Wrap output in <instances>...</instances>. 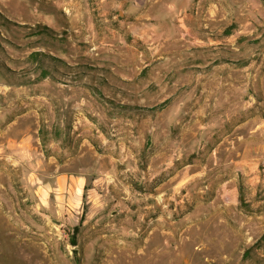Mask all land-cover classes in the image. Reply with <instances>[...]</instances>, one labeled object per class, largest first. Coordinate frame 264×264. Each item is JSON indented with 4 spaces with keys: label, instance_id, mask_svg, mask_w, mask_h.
Masks as SVG:
<instances>
[{
    "label": "rangeland",
    "instance_id": "374dc122",
    "mask_svg": "<svg viewBox=\"0 0 264 264\" xmlns=\"http://www.w3.org/2000/svg\"><path fill=\"white\" fill-rule=\"evenodd\" d=\"M66 1L0 0V264H264L233 162L264 153V0H123L89 29L96 0ZM57 172L84 181L64 214Z\"/></svg>",
    "mask_w": 264,
    "mask_h": 264
},
{
    "label": "crops",
    "instance_id": "0c3cea01",
    "mask_svg": "<svg viewBox=\"0 0 264 264\" xmlns=\"http://www.w3.org/2000/svg\"><path fill=\"white\" fill-rule=\"evenodd\" d=\"M68 3L64 4L65 9L72 10V13L70 11L69 15L67 16L68 21L71 20V18H74L73 15V5L76 6L75 3L71 4V0L66 1ZM84 7L82 8L81 15H84L87 19L86 25H88V29L92 28L93 21L91 20L92 10L94 8L97 10V15L99 16V20L101 21V25H108L107 23L112 22L114 19L117 18V16L120 13V10L122 12L125 11V5L126 3L123 2V0H96L95 7L93 5L88 4L87 2H84ZM59 8V7H57ZM128 9V4L126 6ZM114 10H117L116 14H114ZM95 30L98 33V30ZM99 34V33H98ZM108 40H105L102 36H98L96 34L95 37V43L94 47L97 48L101 46L104 43H108ZM97 50V49H95ZM241 138V134H240ZM242 140L245 142V138L242 137ZM19 147H14V154L15 157L18 158V161H22L24 158H28L31 156V153L26 149L25 140L22 139L21 141L17 142L16 144ZM238 156L233 159L235 169L240 173L245 175L244 182L246 185H249L250 187H257L258 185L264 186V168L259 169L258 167V161H253V158L255 160H258V158L262 155H264L262 150H259L255 148L252 150L250 147H247V145L242 146L238 149ZM42 153H40L41 156ZM254 155L253 158L248 159V155ZM43 156V155H42ZM51 156V155H49ZM44 158V156H43ZM248 163H250L248 165ZM58 168V166H56ZM235 178V177H233ZM42 186V187H41ZM42 188V203L51 201L50 195H53L52 201L55 202L57 205L61 203V206H59V210H61V214H64L66 211H68L70 205L72 204V195H74L75 198V204H79L80 201H78V194H81V192L84 190V181L80 175H74L71 172H57L52 177L51 181H43L40 186H38V190ZM74 203V202H73ZM61 208V209H60Z\"/></svg>",
    "mask_w": 264,
    "mask_h": 264
},
{
    "label": "bare ground",
    "instance_id": "6f19581e",
    "mask_svg": "<svg viewBox=\"0 0 264 264\" xmlns=\"http://www.w3.org/2000/svg\"><path fill=\"white\" fill-rule=\"evenodd\" d=\"M173 23V22H172ZM193 26V25H192ZM150 29V28H149ZM191 29V28H190ZM160 30V29H159ZM170 30V29H169ZM166 32V31H165ZM191 32V31H190ZM155 33V32H154ZM178 33V32H177ZM159 34V33H158ZM162 34V33H161ZM153 35V34H152ZM170 35V34H169ZM169 35H168V37H169ZM154 36V35H153ZM154 38V37H153ZM152 38V39H153ZM154 40H155V38H154ZM183 42L184 40L182 39V38H180V39H177L176 40V42H177V51H179V53H186L187 51H188V49H189V44H191V45H193L191 42H186V41H184L183 42V44H181L180 42ZM164 43V42H163ZM179 43V44H178ZM187 45V46H186ZM164 47V46H163ZM200 47V46H199ZM168 48V47H167ZM169 49V48H168ZM175 49V48H174ZM201 49V48H200ZM161 50V49H160ZM191 50V49H190ZM192 51V50H191ZM197 51H198V49H197ZM176 52V51H175ZM196 52V51H195ZM199 55V54H198ZM182 57V56H181ZM195 57V56H194ZM187 58H189V57H187ZM191 58V57H190ZM189 58V59H190ZM172 59V58H171ZM186 59V58H185ZM182 59H180L179 61H181ZM187 60V59H186ZM185 60V61H186ZM195 60V59H194ZM179 61H178V63H179ZM187 62H189V61H187ZM191 62H193V60L191 61ZM187 64V63H186ZM190 68V67H189Z\"/></svg>",
    "mask_w": 264,
    "mask_h": 264
},
{
    "label": "trees",
    "instance_id": "16d2710c",
    "mask_svg": "<svg viewBox=\"0 0 264 264\" xmlns=\"http://www.w3.org/2000/svg\"><path fill=\"white\" fill-rule=\"evenodd\" d=\"M75 228V227H74ZM74 241H72V243H73Z\"/></svg>",
    "mask_w": 264,
    "mask_h": 264
}]
</instances>
